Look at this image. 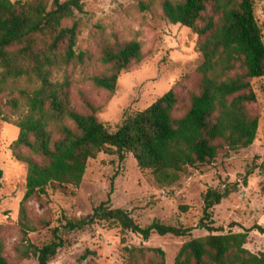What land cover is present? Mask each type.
Masks as SVG:
<instances>
[{"label": "trees", "instance_id": "trees-1", "mask_svg": "<svg viewBox=\"0 0 264 264\" xmlns=\"http://www.w3.org/2000/svg\"><path fill=\"white\" fill-rule=\"evenodd\" d=\"M83 7V0H0V118L19 128L10 148L18 161L27 164L18 216L20 241L14 250L19 259L32 256L37 264H51L68 245L70 234L99 223L116 225L145 240L153 234L192 235L193 227L157 219L141 226L128 210L112 207L109 194L86 216L65 218L52 228L49 242L34 245L29 234L48 226V221L32 218L27 202L44 199L49 189L66 193L79 187L90 158L117 153L124 159L131 153L139 168L168 177L169 172L212 164L221 151L250 146L259 128L258 117L247 110V104L258 98L253 82L264 81V33L253 0H164L162 10L168 20L203 38L199 92L192 94L184 114L174 116L179 98L170 89L116 129L98 119V107L87 98L88 113L73 109L70 81L58 76L81 59L75 50L78 24L64 22ZM142 58V44L136 39L106 46L101 61L108 72L93 76V84L114 92L120 73ZM237 189V182L221 183L203 193L199 226L209 233L185 241L172 264H264V246H250L253 233L264 235V226L227 233L214 226V206ZM124 250L127 264H168L161 247L126 246ZM0 264H15L2 246Z\"/></svg>", "mask_w": 264, "mask_h": 264}, {"label": "rangeland", "instance_id": "rangeland-1", "mask_svg": "<svg viewBox=\"0 0 264 264\" xmlns=\"http://www.w3.org/2000/svg\"><path fill=\"white\" fill-rule=\"evenodd\" d=\"M163 1L83 0V11L64 22L68 26L76 22L79 29L75 50L81 59L58 74L70 81L73 109L88 113L84 98L89 99L98 107V119L111 129L170 89L179 98L173 115L180 116L189 109L192 94L199 92L198 68L203 61L199 43L203 38L168 20L162 10ZM253 1L264 33V0ZM132 39L142 44L141 61L120 73L114 92L95 86L92 77L108 72L101 61L102 50ZM253 85L258 98L247 104L248 113L259 119L253 144L236 151H221L212 164L177 174L169 172L168 177L139 168L131 153H126L124 159H119L117 153H99L89 159L79 187L66 193L49 189L44 199L27 202L32 218L48 221V226L29 234L30 241L36 246L49 242L52 228L65 218L86 216L110 194V205L128 210L141 226L157 219L164 224L193 227L192 235L153 234L145 240L116 225L99 223L70 234L68 245L59 250L51 264H127L126 246L161 247L167 263L172 264L185 241L209 233L199 226L203 193L221 183L234 182L238 189L213 208L214 226L222 227L224 233L243 231L256 224L264 226V81H254ZM18 135L19 128L14 123L0 118V248L15 264H37L32 256L19 259L14 250L20 241L18 216L27 175V164L18 161L10 148ZM250 246L263 247L264 235L253 233Z\"/></svg>", "mask_w": 264, "mask_h": 264}]
</instances>
